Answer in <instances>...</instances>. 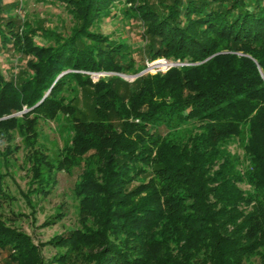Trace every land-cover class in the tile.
Returning <instances> with one entry per match:
<instances>
[{
	"label": "trees",
	"instance_id": "1",
	"mask_svg": "<svg viewBox=\"0 0 264 264\" xmlns=\"http://www.w3.org/2000/svg\"><path fill=\"white\" fill-rule=\"evenodd\" d=\"M5 1L0 51L19 60L0 70L7 262L264 264V0H47L68 13L65 32ZM119 17L140 25L145 60L180 64L93 79L146 66L101 30ZM49 121L62 145L42 139ZM74 170L70 201L37 225L39 200ZM25 218L64 230L35 240Z\"/></svg>",
	"mask_w": 264,
	"mask_h": 264
},
{
	"label": "rangeland",
	"instance_id": "2",
	"mask_svg": "<svg viewBox=\"0 0 264 264\" xmlns=\"http://www.w3.org/2000/svg\"><path fill=\"white\" fill-rule=\"evenodd\" d=\"M16 1L19 3L18 8L15 10L16 14L20 17L26 19L30 18L35 22H39L45 27H51L58 31H67V27L71 24L70 17L68 13L64 11L63 6H56L48 2L47 0H6L5 2ZM101 30L104 33H108L112 36H116L117 34L123 35L124 39L129 43L131 49L134 51V57L137 61L136 65L145 61V68L141 70L156 72L161 71L158 70L162 66L151 67L153 62L156 60L149 61L145 60L144 54L139 50L142 45V39L140 36L141 27L137 22H129L127 19L123 17L119 18H105L101 22ZM37 41L49 43L51 39H43L42 37H36ZM18 55L11 50H1L0 51V70L6 77L12 76L15 70V64L19 61L17 60ZM138 72V73H140ZM90 73L93 79H98L99 76H110L116 75L112 72H88ZM138 73H120L121 76L128 82H133V80L138 76ZM137 75V76H136ZM130 90V88H128ZM78 103H81L79 100ZM83 105V104H82ZM42 124V132H43V140L50 147H55V145H62L64 141V132H63V123L59 125L53 121H49L47 123ZM233 150L241 151L240 145L235 143L232 145ZM77 170H74L72 174L66 172H60L58 175V185L51 193L48 198H42L39 200V207L37 209L36 224L39 225L44 219L45 215L49 214L53 208L61 203H68L70 201V189L73 185V182L76 178ZM20 180V179H19ZM21 184H23V181ZM24 212H29L30 209L24 205H22ZM22 225L26 231L31 233L35 240L37 239H45L48 238L54 232H60L64 230V227L61 226L60 223L55 224L53 227L41 228L30 222L29 218H25L21 220ZM65 223H69V220H66ZM48 253V252H46ZM0 264H9L4 254H0Z\"/></svg>",
	"mask_w": 264,
	"mask_h": 264
},
{
	"label": "built area",
	"instance_id": "3",
	"mask_svg": "<svg viewBox=\"0 0 264 264\" xmlns=\"http://www.w3.org/2000/svg\"><path fill=\"white\" fill-rule=\"evenodd\" d=\"M179 64H180L179 62H172V61L166 60V59H164V58H160V59H157L156 62H153V63L151 64V67H152V66H154V67L162 66V67L159 68L158 70L165 71V70H167L169 67L174 66V65H179Z\"/></svg>",
	"mask_w": 264,
	"mask_h": 264
},
{
	"label": "water",
	"instance_id": "4",
	"mask_svg": "<svg viewBox=\"0 0 264 264\" xmlns=\"http://www.w3.org/2000/svg\"><path fill=\"white\" fill-rule=\"evenodd\" d=\"M112 73H114V72H112ZM143 73V71L142 72H140V73H138V75H140V74H142ZM114 74H119V75H123V74H120V73H114ZM124 76V75H123ZM137 76V75H136Z\"/></svg>",
	"mask_w": 264,
	"mask_h": 264
}]
</instances>
